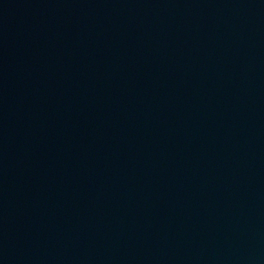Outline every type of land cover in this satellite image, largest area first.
I'll list each match as a JSON object with an SVG mask.
<instances>
[{"label": "water", "instance_id": "95a60500", "mask_svg": "<svg viewBox=\"0 0 264 264\" xmlns=\"http://www.w3.org/2000/svg\"><path fill=\"white\" fill-rule=\"evenodd\" d=\"M0 264H264V0H0Z\"/></svg>", "mask_w": 264, "mask_h": 264}]
</instances>
